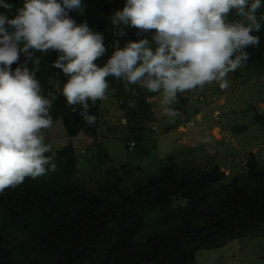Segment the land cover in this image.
<instances>
[{
  "label": "trees",
  "instance_id": "16d2710c",
  "mask_svg": "<svg viewBox=\"0 0 264 264\" xmlns=\"http://www.w3.org/2000/svg\"><path fill=\"white\" fill-rule=\"evenodd\" d=\"M6 2L14 5L13 11L7 12L10 18L23 4V0ZM83 3V15L76 11L69 14L103 34L107 52L97 61L99 65L106 62L116 44L123 47L128 40L140 38L138 29L112 23L115 11L123 8L120 0ZM0 12L6 10L0 8ZM262 14L264 0L258 17ZM261 23L256 33L260 45L247 49L250 58L243 66L252 74L264 72V21ZM122 30L125 36L119 35ZM153 34L141 35L151 38ZM34 55L40 58L36 76L42 94L53 101V123L62 122L69 141L46 153L56 164L55 171L38 179L26 178L0 194V264H196L197 255L204 258L207 251L230 239H264V166L252 152L245 172L226 184L222 183L226 176L218 164L203 169L190 164L176 166L170 159L163 161L159 171L138 181L125 176L131 171L128 164L120 165L119 173L106 172L104 166L102 172L78 174L72 140L81 132L96 134L103 100L94 105L89 102L96 123L88 125L78 112H72L62 94L67 77L52 67L58 54ZM24 60L21 55V63ZM16 66L12 65L13 70ZM28 66L34 67L31 62ZM108 81L110 95L124 98L122 107L127 100L135 102L134 106L129 103V108L144 105L139 85H128L111 76ZM145 110L140 109L144 117ZM131 117L136 119L135 111ZM252 121L264 131V111L254 112ZM141 124L136 123L134 134L126 141L129 152L142 138ZM129 141L135 142L131 148ZM101 146V153L85 156L90 168L101 169L104 158H108Z\"/></svg>",
  "mask_w": 264,
  "mask_h": 264
},
{
  "label": "clouds",
  "instance_id": "9594fccd",
  "mask_svg": "<svg viewBox=\"0 0 264 264\" xmlns=\"http://www.w3.org/2000/svg\"><path fill=\"white\" fill-rule=\"evenodd\" d=\"M261 7L262 0H125L112 23L138 29L140 38L116 44L99 65L107 52L103 34L69 14L83 15V0H23L11 18L14 5L0 0V194L56 169L44 134L53 126V101L42 94L35 52L58 54L52 67L67 77L62 94L88 125L96 123L89 102L108 99L110 76L159 93L164 114L174 118L178 94L213 82L229 88L228 73L260 45ZM148 32L151 38L141 35Z\"/></svg>",
  "mask_w": 264,
  "mask_h": 264
},
{
  "label": "rangeland",
  "instance_id": "374dc122",
  "mask_svg": "<svg viewBox=\"0 0 264 264\" xmlns=\"http://www.w3.org/2000/svg\"><path fill=\"white\" fill-rule=\"evenodd\" d=\"M120 2L124 6L125 0ZM227 79V90H222L219 82H213L178 94L177 101L171 105L178 112L174 118L164 114L159 93L139 86L144 105L129 108L130 100L122 107L124 98L116 99L108 91V99L101 104L102 116L96 134L81 132L72 140L78 157L77 173L102 172L104 166L106 172L119 173L122 170L118 167L128 164L131 171L125 176L138 181L159 171L163 161L170 159L176 166L190 164L203 169L218 164L224 170L226 177L222 183L226 184L235 175L245 172L251 152L264 166V131L252 121L254 112L264 111V72L252 74L241 67L229 72ZM142 108L146 109V117L140 112ZM133 111L136 119L131 117ZM136 123L143 125L139 130L142 138L129 152L126 141L134 134L132 128ZM244 125L246 127L240 131L235 129ZM44 134L52 151L68 144L69 138L60 120ZM98 145L108 158H104L102 168L96 170L89 167L85 156L101 153ZM99 178L104 180V177ZM247 237L230 239L221 247L205 252L204 258L197 255L196 264H261L264 239L247 240Z\"/></svg>",
  "mask_w": 264,
  "mask_h": 264
},
{
  "label": "built area",
  "instance_id": "2783aa9c",
  "mask_svg": "<svg viewBox=\"0 0 264 264\" xmlns=\"http://www.w3.org/2000/svg\"><path fill=\"white\" fill-rule=\"evenodd\" d=\"M128 143H129V146H130L129 148H131L135 144L134 141H129Z\"/></svg>",
  "mask_w": 264,
  "mask_h": 264
}]
</instances>
